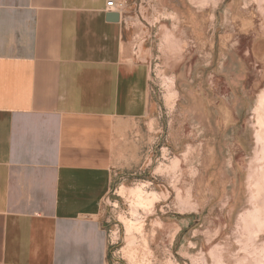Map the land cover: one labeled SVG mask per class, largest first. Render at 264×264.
Listing matches in <instances>:
<instances>
[{"label":"rangeland","instance_id":"374dc122","mask_svg":"<svg viewBox=\"0 0 264 264\" xmlns=\"http://www.w3.org/2000/svg\"><path fill=\"white\" fill-rule=\"evenodd\" d=\"M141 114L97 219L107 264H264V0H122Z\"/></svg>","mask_w":264,"mask_h":264},{"label":"crops","instance_id":"0c3cea01","mask_svg":"<svg viewBox=\"0 0 264 264\" xmlns=\"http://www.w3.org/2000/svg\"><path fill=\"white\" fill-rule=\"evenodd\" d=\"M106 2L0 0V264H107L97 213L144 75Z\"/></svg>","mask_w":264,"mask_h":264},{"label":"built area","instance_id":"2783aa9c","mask_svg":"<svg viewBox=\"0 0 264 264\" xmlns=\"http://www.w3.org/2000/svg\"><path fill=\"white\" fill-rule=\"evenodd\" d=\"M106 3H107V7L110 9L117 8L118 10H121L124 6V3H122V1L118 2V1H114V0H107ZM118 12H119V14L121 13L120 11H118Z\"/></svg>","mask_w":264,"mask_h":264},{"label":"water","instance_id":"95a60500","mask_svg":"<svg viewBox=\"0 0 264 264\" xmlns=\"http://www.w3.org/2000/svg\"><path fill=\"white\" fill-rule=\"evenodd\" d=\"M120 17V14L118 11H113V12H108L106 14V19L107 20H110V21H113V20H118Z\"/></svg>","mask_w":264,"mask_h":264}]
</instances>
